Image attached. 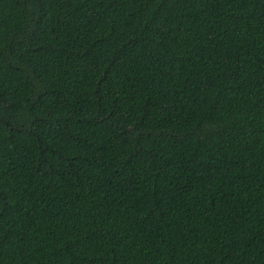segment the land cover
<instances>
[{
  "label": "trees",
  "instance_id": "16d2710c",
  "mask_svg": "<svg viewBox=\"0 0 264 264\" xmlns=\"http://www.w3.org/2000/svg\"><path fill=\"white\" fill-rule=\"evenodd\" d=\"M0 264H264V0H0Z\"/></svg>",
  "mask_w": 264,
  "mask_h": 264
}]
</instances>
